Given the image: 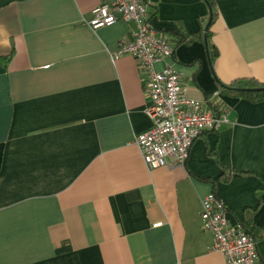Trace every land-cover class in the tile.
Returning a JSON list of instances; mask_svg holds the SVG:
<instances>
[{
    "label": "crops",
    "instance_id": "crops-1",
    "mask_svg": "<svg viewBox=\"0 0 264 264\" xmlns=\"http://www.w3.org/2000/svg\"><path fill=\"white\" fill-rule=\"evenodd\" d=\"M104 2L0 0V264H226L200 220L209 193L264 264V100L223 89L264 84V0H144L173 49L156 69L228 119L156 170L135 145L153 127L145 74L111 55L137 26L91 29Z\"/></svg>",
    "mask_w": 264,
    "mask_h": 264
},
{
    "label": "built area",
    "instance_id": "built-area-1",
    "mask_svg": "<svg viewBox=\"0 0 264 264\" xmlns=\"http://www.w3.org/2000/svg\"><path fill=\"white\" fill-rule=\"evenodd\" d=\"M147 16L144 0H106L92 11L89 26L96 30L118 21L137 26L134 38L121 41L111 55L114 59L131 57L145 74L146 113L153 127L138 136L135 145L146 168L156 170L184 165L192 143L204 132L218 131L228 119L207 112L202 102L186 98L178 72L169 67L156 69L157 64L172 57L173 49L148 27ZM226 212L225 204L214 193L201 200L200 220L212 236L211 251L221 254L226 264H260L256 239L241 225H230Z\"/></svg>",
    "mask_w": 264,
    "mask_h": 264
},
{
    "label": "trees",
    "instance_id": "trees-1",
    "mask_svg": "<svg viewBox=\"0 0 264 264\" xmlns=\"http://www.w3.org/2000/svg\"><path fill=\"white\" fill-rule=\"evenodd\" d=\"M211 5L212 4L210 3V6ZM229 88L230 89L223 88L228 95L238 96L253 103L264 100V84H260L255 80H237L236 82L232 83ZM244 230L248 235L256 239V236L253 233L247 231L245 228Z\"/></svg>",
    "mask_w": 264,
    "mask_h": 264
},
{
    "label": "water",
    "instance_id": "water-1",
    "mask_svg": "<svg viewBox=\"0 0 264 264\" xmlns=\"http://www.w3.org/2000/svg\"><path fill=\"white\" fill-rule=\"evenodd\" d=\"M209 26V25H208ZM208 26H207V28H208ZM207 28H206V30H207ZM204 37H206V36H204Z\"/></svg>",
    "mask_w": 264,
    "mask_h": 264
}]
</instances>
